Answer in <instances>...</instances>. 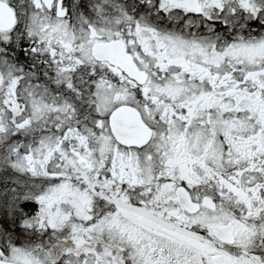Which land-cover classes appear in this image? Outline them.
I'll use <instances>...</instances> for the list:
<instances>
[{
  "label": "snow or ice",
  "instance_id": "obj_1",
  "mask_svg": "<svg viewBox=\"0 0 264 264\" xmlns=\"http://www.w3.org/2000/svg\"><path fill=\"white\" fill-rule=\"evenodd\" d=\"M0 264H264V0H0Z\"/></svg>",
  "mask_w": 264,
  "mask_h": 264
}]
</instances>
